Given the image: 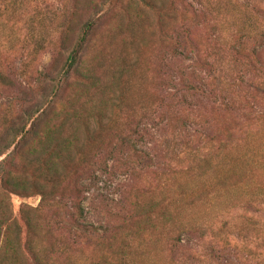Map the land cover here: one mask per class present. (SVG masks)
<instances>
[{
	"label": "rangeland",
	"instance_id": "rangeland-1",
	"mask_svg": "<svg viewBox=\"0 0 264 264\" xmlns=\"http://www.w3.org/2000/svg\"><path fill=\"white\" fill-rule=\"evenodd\" d=\"M0 74V143L66 118L26 146L49 170L7 154L61 179L0 180V264H264V0H0Z\"/></svg>",
	"mask_w": 264,
	"mask_h": 264
},
{
	"label": "trees",
	"instance_id": "trees-1",
	"mask_svg": "<svg viewBox=\"0 0 264 264\" xmlns=\"http://www.w3.org/2000/svg\"><path fill=\"white\" fill-rule=\"evenodd\" d=\"M94 28V22L91 21L88 23V25L86 26V28L84 29V32L82 34V36L80 37L79 43H78V47L76 50H74L72 52V54L69 57V67L71 69H73L75 66H77L80 63V53L83 50L84 46L88 43L89 41V37L91 36L92 30ZM1 75V74H0ZM68 79V77L66 78ZM57 105V101L55 100L52 104H49L48 106L44 107L40 112H38V115L36 114L35 116H31L33 117L31 119L30 123H23L22 122V118L20 120L19 124L15 123L14 125L8 124V119H4L5 126L4 129H8L12 131V136L13 139L8 143V144H4L5 142L0 143V180H1V184H3V189L5 190H9L12 193L18 194L21 193L23 191V194L25 195H29L31 193H38L42 196V200L43 201H50L56 198V195H59V189L57 182L60 181L61 177H59L57 174L52 176L49 179V183H54L52 190L47 189L48 184H44L45 181H47L46 178H42L43 184H39L36 181H40V180H36L33 183H30V185L28 184H24L22 185V187L20 188V186L18 185V182H16L15 180L18 178L16 175H14V172L8 170L7 168V158L8 155L11 156H20L21 158H23L22 153H24L25 151H28V158L24 157V161L29 162L30 166H34L37 165L38 163L45 165V167L49 170L50 168V164L52 163V158L49 155H44L43 156V151H41L38 147H32L31 149H29L30 147H26L29 142L33 139H36V141H38L40 139V135H38V125L40 120L46 116L49 112L50 107ZM56 105L55 107H53L52 110L56 109ZM150 110H148L138 121L139 125L137 127L140 126L142 119L148 118V112ZM58 116H59V121L60 120H66V118L63 115H60L58 112H56V110L54 111ZM6 117V116H5ZM16 120V118H15ZM0 134H2V132L0 131ZM41 135H44V133H42ZM28 149V150H27ZM57 158H60V156L57 153ZM89 161L92 162V159H90ZM84 163H88V158L84 160ZM44 174H46V171H44ZM74 194V198H73V206L77 211L78 217L80 219H84L85 218V208L82 204V202L78 201L79 200V195H81V192L78 188L75 189V192H73ZM7 204V205H6ZM6 204H5V208L4 210H0V239L1 236L3 234V228L7 227L9 223L12 221L11 220V214H9L8 210H10V202L8 200H6ZM84 223L83 226H81V229L84 230V232H92V233H99L100 230H102L101 227H97L94 224H90L87 222H82V224Z\"/></svg>",
	"mask_w": 264,
	"mask_h": 264
}]
</instances>
